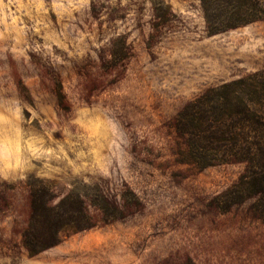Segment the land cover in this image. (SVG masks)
Masks as SVG:
<instances>
[{
	"label": "rangeland",
	"instance_id": "obj_1",
	"mask_svg": "<svg viewBox=\"0 0 264 264\" xmlns=\"http://www.w3.org/2000/svg\"><path fill=\"white\" fill-rule=\"evenodd\" d=\"M238 1L0 0V264H264V202L228 197L245 164L181 161L173 124L264 69V15L244 23ZM37 180L78 190L95 225L30 254Z\"/></svg>",
	"mask_w": 264,
	"mask_h": 264
},
{
	"label": "trees",
	"instance_id": "obj_2",
	"mask_svg": "<svg viewBox=\"0 0 264 264\" xmlns=\"http://www.w3.org/2000/svg\"><path fill=\"white\" fill-rule=\"evenodd\" d=\"M236 3L240 14L247 16L244 23L264 15V0ZM202 7L207 17V0H202ZM173 124L186 144L181 161L201 168L243 163L244 171L228 197L258 196L260 204L264 202V69L206 89L184 104ZM100 198L96 193L92 203L103 205ZM28 205L21 241L30 254L54 246L64 230L81 231L95 225L88 202L76 189L58 193L52 183L37 180L30 183ZM255 211L264 218V207Z\"/></svg>",
	"mask_w": 264,
	"mask_h": 264
},
{
	"label": "clouds",
	"instance_id": "obj_3",
	"mask_svg": "<svg viewBox=\"0 0 264 264\" xmlns=\"http://www.w3.org/2000/svg\"><path fill=\"white\" fill-rule=\"evenodd\" d=\"M24 151L32 156H36L39 153V149L31 144H26ZM4 163L8 167H19L22 165L23 159L18 139L14 138L11 142L6 141L4 149Z\"/></svg>",
	"mask_w": 264,
	"mask_h": 264
}]
</instances>
